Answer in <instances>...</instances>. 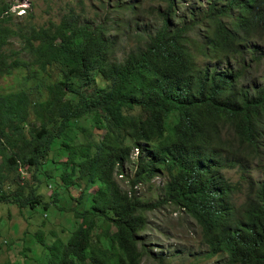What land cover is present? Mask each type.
Here are the masks:
<instances>
[{
	"label": "trees",
	"instance_id": "obj_1",
	"mask_svg": "<svg viewBox=\"0 0 264 264\" xmlns=\"http://www.w3.org/2000/svg\"><path fill=\"white\" fill-rule=\"evenodd\" d=\"M123 1L111 9L127 15L119 34L107 15L82 20L72 9L56 22L13 27L11 4L0 0V76L21 70L44 95L31 87L0 94V202L26 207L30 219L37 207L62 210L57 194L75 201L64 240L33 233L43 264H140L145 255L166 264L139 240L146 213L163 205L193 220L203 255L214 259L207 264H264V178L246 180L263 140L264 80L245 84L243 62L209 65L242 58L255 41L249 65H260L264 0H204L181 14L192 0L147 9ZM152 11L160 23L135 29L136 43L117 59L115 42ZM10 37L18 49H6ZM83 119L89 131L76 125ZM53 144L64 152L59 162L51 161ZM21 168L34 183L20 180ZM232 169L235 181L223 173ZM125 174L122 188L114 175ZM157 177L155 198L138 194ZM43 181L52 186L48 201L38 192Z\"/></svg>",
	"mask_w": 264,
	"mask_h": 264
},
{
	"label": "rangeland",
	"instance_id": "obj_2",
	"mask_svg": "<svg viewBox=\"0 0 264 264\" xmlns=\"http://www.w3.org/2000/svg\"><path fill=\"white\" fill-rule=\"evenodd\" d=\"M11 4V11L13 12L12 21L13 27L18 24H34L35 26L44 25L49 20L56 22L59 17L66 11L72 9L81 19L94 20L95 22L102 20L104 15H107L112 20H107L108 25L112 29L117 27L120 34L122 27L117 24L125 21L127 15L125 13L113 15L116 11L111 10L113 5H116L117 0H3ZM119 1V0H118ZM132 2L140 8H155L158 5L163 6L164 2L160 0H125ZM122 2H124L122 0ZM204 0H192L191 3L179 12L191 9L193 13L197 9L204 7ZM142 21L137 26L133 22L130 23L131 34H122L118 38V43L115 42L114 55L120 59L123 52L130 46L136 43L137 36H134L135 29H140L139 26H147L149 28L159 24L158 16L154 11L144 13ZM31 16V19L28 18ZM83 20V19H82ZM6 49H18L19 41L16 37H10ZM257 41L244 51L242 58L238 57L235 60H228L227 63H217L215 60L209 62L210 66H214L218 71L224 68H229L234 64L243 62L244 65L249 66L244 71L245 84H260L264 80V58L258 67L250 66L251 51L256 49ZM21 57L26 56L21 53ZM54 76L55 71H51ZM23 72L21 70H13L9 75L0 76V94L14 92L19 89H26L31 87L29 81L22 78ZM32 88V87H31ZM34 94H38L39 99H43V89L39 88L38 92L32 88ZM78 128L84 127L90 130L89 121L86 119L76 121ZM78 128H73L72 133L78 135L79 139L84 138L85 134ZM260 144V153L258 157L248 163L247 182L255 183V180L264 178V134L263 140ZM51 161L59 162L63 160L64 152L58 150L56 145H52ZM131 154V156L134 155ZM20 177L27 185L35 182L31 176L30 171L21 168L18 169ZM128 173V172H127ZM224 175L229 180L235 181L238 178L236 169L224 170ZM125 175H114L115 180L122 188H126ZM19 180V181H20ZM159 177L154 178L150 182V187L147 184L137 186L138 194L142 197L153 199L158 193L157 187L160 186ZM79 186L83 187L85 179L80 178L78 181ZM22 183V181H20ZM48 182L43 181L39 187L41 199L48 201L47 197L51 192L52 186H47ZM162 183V182H161ZM10 191L14 190V185H9ZM93 187L90 188V191ZM70 194L76 198L79 191L74 188H69ZM57 205L62 210H57L53 205V211L49 209L43 210L37 207L35 217L27 218L26 207L18 208L14 203L0 202V263L4 261H16L19 264H43V255L40 246L34 241L33 233L40 231L43 233V239L46 243L51 241V235L64 240L73 227V216L71 207L75 204L74 200H68L65 194H57ZM237 202H240L241 195L239 193L233 195ZM66 201V202H65ZM42 212H47V215L41 220ZM34 217V218H33ZM143 244L148 248L149 253L154 256L163 258L166 264H207L213 262L214 259H206L203 255L205 250L200 241L199 230L192 219L187 217L180 210H176L171 205H163L153 211L146 213V226L140 233ZM141 241V242H142ZM140 244V243H139ZM145 247V248H146ZM140 264H157L151 256H142Z\"/></svg>",
	"mask_w": 264,
	"mask_h": 264
},
{
	"label": "built area",
	"instance_id": "obj_3",
	"mask_svg": "<svg viewBox=\"0 0 264 264\" xmlns=\"http://www.w3.org/2000/svg\"><path fill=\"white\" fill-rule=\"evenodd\" d=\"M133 151L136 152V149L134 148ZM134 154H135V153H134Z\"/></svg>",
	"mask_w": 264,
	"mask_h": 264
}]
</instances>
